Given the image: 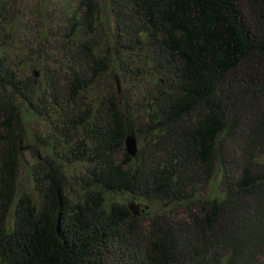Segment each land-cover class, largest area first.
<instances>
[{"label": "trees", "instance_id": "1", "mask_svg": "<svg viewBox=\"0 0 264 264\" xmlns=\"http://www.w3.org/2000/svg\"><path fill=\"white\" fill-rule=\"evenodd\" d=\"M27 11L0 0V264H264V0Z\"/></svg>", "mask_w": 264, "mask_h": 264}, {"label": "rangeland", "instance_id": "2", "mask_svg": "<svg viewBox=\"0 0 264 264\" xmlns=\"http://www.w3.org/2000/svg\"><path fill=\"white\" fill-rule=\"evenodd\" d=\"M17 1H18V5L21 6L22 11L25 13L24 16L26 17L24 18V20H26L28 16L27 10H37L38 8H41L43 10L44 6L46 7L47 2L50 0H17ZM63 13H64V10L62 11V14ZM32 124L33 126L37 127L36 121L33 122ZM29 145L30 144L28 142H24L22 150H21V154H20V168H19V191L20 192H24V191L31 192L32 191L31 181H30V170L35 165L38 156L36 157V155L30 151ZM127 204L128 205L132 204L134 206L137 205V203L133 201H129L127 202ZM132 211L134 213H139L140 208L136 209L133 207Z\"/></svg>", "mask_w": 264, "mask_h": 264}, {"label": "water", "instance_id": "3", "mask_svg": "<svg viewBox=\"0 0 264 264\" xmlns=\"http://www.w3.org/2000/svg\"><path fill=\"white\" fill-rule=\"evenodd\" d=\"M35 76L38 77V73L35 72ZM125 147H126V151L127 153L131 156L134 157L137 153L138 147H137V139L135 137L132 136H127L125 139ZM131 209H133V207H130Z\"/></svg>", "mask_w": 264, "mask_h": 264}]
</instances>
